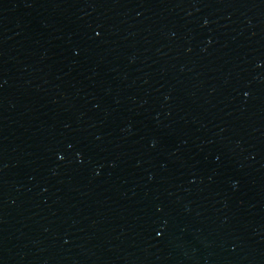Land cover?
I'll use <instances>...</instances> for the list:
<instances>
[{
  "label": "water",
  "instance_id": "1",
  "mask_svg": "<svg viewBox=\"0 0 264 264\" xmlns=\"http://www.w3.org/2000/svg\"><path fill=\"white\" fill-rule=\"evenodd\" d=\"M0 264H264V0H0Z\"/></svg>",
  "mask_w": 264,
  "mask_h": 264
}]
</instances>
